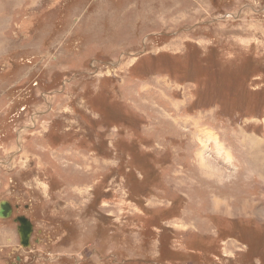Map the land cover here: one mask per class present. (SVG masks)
Masks as SVG:
<instances>
[{
  "label": "rangeland",
  "instance_id": "rangeland-1",
  "mask_svg": "<svg viewBox=\"0 0 264 264\" xmlns=\"http://www.w3.org/2000/svg\"><path fill=\"white\" fill-rule=\"evenodd\" d=\"M1 200L0 264H264V0H0Z\"/></svg>",
  "mask_w": 264,
  "mask_h": 264
},
{
  "label": "water",
  "instance_id": "water-1",
  "mask_svg": "<svg viewBox=\"0 0 264 264\" xmlns=\"http://www.w3.org/2000/svg\"><path fill=\"white\" fill-rule=\"evenodd\" d=\"M12 206L7 200L0 201V218L5 219L11 216ZM14 221L17 224V234L21 247L29 245L30 234L32 232V223L25 216H16Z\"/></svg>",
  "mask_w": 264,
  "mask_h": 264
},
{
  "label": "flooded vegetation",
  "instance_id": "flooded-vegetation-1",
  "mask_svg": "<svg viewBox=\"0 0 264 264\" xmlns=\"http://www.w3.org/2000/svg\"><path fill=\"white\" fill-rule=\"evenodd\" d=\"M10 203V202H9ZM11 204V203H10ZM12 206V212H11V216L14 214L15 210H16V206H14L13 204H11ZM10 216V217H11ZM17 216H25L24 214H18ZM16 217V216H15ZM26 217V216H25ZM9 218V217H8ZM27 218V217H26ZM28 219V218H27ZM32 230H33V225H32ZM30 240V239H29Z\"/></svg>",
  "mask_w": 264,
  "mask_h": 264
},
{
  "label": "trees",
  "instance_id": "trees-1",
  "mask_svg": "<svg viewBox=\"0 0 264 264\" xmlns=\"http://www.w3.org/2000/svg\"><path fill=\"white\" fill-rule=\"evenodd\" d=\"M165 212H166V210H165ZM161 257H162V256L159 255V256L156 258V260H157V261L155 260V261H156V262H155L156 264H161V263H159V261L162 260Z\"/></svg>",
  "mask_w": 264,
  "mask_h": 264
}]
</instances>
